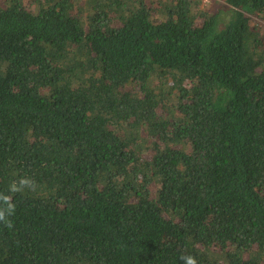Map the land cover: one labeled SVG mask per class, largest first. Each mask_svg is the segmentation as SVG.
<instances>
[{
	"label": "trees",
	"instance_id": "16d2710c",
	"mask_svg": "<svg viewBox=\"0 0 264 264\" xmlns=\"http://www.w3.org/2000/svg\"><path fill=\"white\" fill-rule=\"evenodd\" d=\"M218 1L0 0V264H264V0Z\"/></svg>",
	"mask_w": 264,
	"mask_h": 264
},
{
	"label": "clouds",
	"instance_id": "9594fccd",
	"mask_svg": "<svg viewBox=\"0 0 264 264\" xmlns=\"http://www.w3.org/2000/svg\"><path fill=\"white\" fill-rule=\"evenodd\" d=\"M20 185L21 186H27L29 188H31L32 190H35V185L34 182L30 181V180H21L20 181ZM17 191H19V189H16ZM0 219H3V214L0 213ZM8 227H11V223L9 222L7 224ZM181 259L184 261V264H197L196 259L192 256H182Z\"/></svg>",
	"mask_w": 264,
	"mask_h": 264
},
{
	"label": "built area",
	"instance_id": "2783aa9c",
	"mask_svg": "<svg viewBox=\"0 0 264 264\" xmlns=\"http://www.w3.org/2000/svg\"><path fill=\"white\" fill-rule=\"evenodd\" d=\"M189 1L199 3L202 7L211 6L215 2H219L218 0H189Z\"/></svg>",
	"mask_w": 264,
	"mask_h": 264
},
{
	"label": "rangeland",
	"instance_id": "374dc122",
	"mask_svg": "<svg viewBox=\"0 0 264 264\" xmlns=\"http://www.w3.org/2000/svg\"><path fill=\"white\" fill-rule=\"evenodd\" d=\"M217 3H220V2H215V3H213L211 6H209L208 7V9H210L209 11H214L215 10V8H217ZM221 4H223V3H221ZM206 8V7H205ZM261 24L263 25L264 23L263 22H261Z\"/></svg>",
	"mask_w": 264,
	"mask_h": 264
}]
</instances>
